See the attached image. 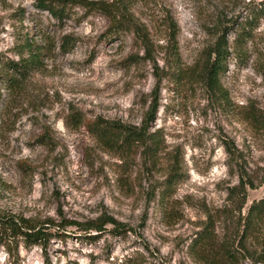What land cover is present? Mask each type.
Listing matches in <instances>:
<instances>
[{"label":"rangeland","instance_id":"374dc122","mask_svg":"<svg viewBox=\"0 0 264 264\" xmlns=\"http://www.w3.org/2000/svg\"><path fill=\"white\" fill-rule=\"evenodd\" d=\"M35 1L0 0L1 57L18 59L27 36L42 53V65L20 86L2 87L0 216L81 224L66 225L45 250L20 241L10 254L0 243V264H206L201 257L215 247L192 246L204 223L212 217L216 234L232 241L248 207L264 195V130L242 118L249 104L264 111V18L247 63L228 57L220 91L198 63L215 41L218 19L237 26L248 0H139L133 11L154 41L148 53L130 32L108 33L105 15L73 7L60 23ZM165 12L178 25V77L162 53ZM65 33L77 41L62 54ZM154 100L148 132L162 137L155 155L142 147L128 155L105 149L68 116L140 126ZM241 174L253 185L235 193ZM100 216L115 218L120 232L113 223L84 228ZM254 232L264 234V221Z\"/></svg>","mask_w":264,"mask_h":264},{"label":"trees","instance_id":"16d2710c","mask_svg":"<svg viewBox=\"0 0 264 264\" xmlns=\"http://www.w3.org/2000/svg\"><path fill=\"white\" fill-rule=\"evenodd\" d=\"M139 0H36L34 7L38 11H47L58 22L71 17L73 7H80L84 10L83 15L97 12L105 15L108 19L107 32L110 34H118L130 32L142 44L145 52H149V48L154 45L152 35L146 23L141 22L139 17L133 11V7ZM21 10V15H23ZM246 11L245 18L234 26L235 19L221 20L218 19L215 24L216 37L211 47L205 51L201 62L200 73L203 74L204 80L212 88L222 91L221 77L227 71V60L230 55H236L238 64L244 66L249 60L252 53L249 45L253 44L255 38V29L259 26L260 20L264 18V0H248L244 6ZM164 35V45L162 53L164 58H169L172 67L175 66L171 73L174 77H178L180 53L178 51V25L174 17L165 12L159 21ZM234 37L230 40V34ZM27 36L21 48L16 52L18 59L9 57H1L0 55V99L2 96V87L6 86L10 89L17 88L27 77L31 70H36L42 65V53L37 46L30 41ZM77 38L69 34H64L59 39V50L62 54L72 49ZM133 55L127 56L128 60H132ZM180 76V75H179ZM154 94L159 86L160 75L157 77ZM156 98V94L154 96ZM156 101L154 100L145 112V117L140 124H125L116 119H105L101 116L95 118H84L79 112H70L68 116L77 125H82L88 130L100 144L108 150L125 153L128 155L132 150L140 147L149 153V155L157 154L162 137L155 132H148L149 124L154 118L156 109ZM242 118L251 125L256 131L264 130V111L253 104L243 107ZM260 183L264 188V166L260 168ZM245 185L251 186V180H245L244 174H241L240 182L234 189L236 192H244ZM242 190V191H241ZM245 197H243V206ZM246 215L243 218L242 228L235 233L232 241L228 240V236L219 237L215 232V221L209 219L204 223L203 228L196 233V237L192 242V246H204L211 250V246L215 247L212 255L204 254L201 259L206 264H238L239 259H248L250 264H264V234L254 232V227L264 221V195L258 200H254L248 207ZM81 224L72 220H63L55 222L52 218L45 220L37 219V222L30 219L19 217L0 216V243H3L7 252L16 254L18 245L23 242L25 247L37 244L44 250L49 244L53 236H64L66 225ZM113 223L115 231L118 229V221L111 216H100L91 219L85 223V229H96L102 231L104 225ZM52 229H56L53 231ZM90 239H96L98 234H89ZM227 235V234H226ZM235 239L237 243L235 244ZM249 239L254 240L253 245L249 247ZM46 264H50L45 258Z\"/></svg>","mask_w":264,"mask_h":264}]
</instances>
